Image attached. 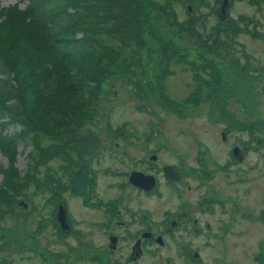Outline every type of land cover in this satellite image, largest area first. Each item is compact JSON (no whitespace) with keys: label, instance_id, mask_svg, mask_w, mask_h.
I'll return each mask as SVG.
<instances>
[{"label":"rangeland","instance_id":"obj_1","mask_svg":"<svg viewBox=\"0 0 264 264\" xmlns=\"http://www.w3.org/2000/svg\"><path fill=\"white\" fill-rule=\"evenodd\" d=\"M152 1L166 4L164 0ZM228 1L226 19L221 20L216 0L175 3L171 5V14L153 13L152 4L140 0V6L146 10L140 9L139 12L144 19L147 14L144 35L147 46L135 57L133 71L122 61L116 62L114 70L118 74L103 81L99 91L100 110L93 119L98 121V126L94 127L98 142L86 147V160L91 162L90 166L99 176L98 181L100 179L99 194L90 199V204L89 200L77 197L70 187L59 186L60 178L67 177V174L70 177L80 168L74 169L73 173L71 168L67 171L60 168L63 163L54 156V147L49 146V152L39 151L37 146L26 148L19 145L16 168L27 171L28 177L23 187L13 190L18 196L17 202L12 203L14 206L8 213L0 215V264H62V254H77L78 248L71 240L73 236H64L71 237L66 247L51 246L47 239H54V234L57 235L53 222L57 205L64 200L72 214L74 227L83 228L85 234L92 230L93 236L88 238L91 246L101 247L113 232H120L124 237L126 231L131 236L137 235L148 227L146 221L161 225L166 216L164 210H174L181 202L190 203L193 193L190 195L186 185L185 199L181 201L163 185L160 187L162 194L159 191L151 195L152 198L139 196L137 189L128 184L131 172L145 170L163 180V173L155 172H160L164 166L176 165L190 184L186 169L194 164V160L206 159L208 154L217 160H226L235 139L240 146L249 136L242 134L245 131H236L231 137L228 135L226 141L229 144H225L222 136L227 128H259L258 136L263 146L258 154L250 153L251 148L248 161L242 166L252 170L251 179L246 177L250 181L248 187L261 196L260 192L264 191V0ZM16 3L21 8L27 5L26 0H0L3 8ZM198 19L203 21L200 26ZM218 20L222 23L237 21L240 32L226 40L214 54H209L194 41L190 27H198L206 34L218 25ZM170 45L178 48L177 54L182 58L167 66L162 61L163 49ZM132 52L131 48L130 54ZM202 67L211 69H200ZM212 69H215L217 83L209 87L205 79H210ZM161 82L164 84L162 97ZM20 129L8 126L5 133L11 137ZM235 150L240 151L238 147ZM158 151L161 152L157 154L159 162H150ZM9 166L8 157L0 151V191L4 185L3 170ZM227 173L234 176L237 172L233 169ZM235 188L231 187V190H240V187ZM99 196L105 201L118 203L116 207L124 214L120 222H126L127 227L122 226L113 232L109 230V233L96 230L102 217V208L95 203ZM160 196L165 199L160 200ZM144 211L147 217L145 223H141ZM115 221L119 220L116 218ZM70 246L76 247L77 252ZM132 246L133 243L120 245L118 254H127ZM160 248L159 245L144 248L146 264L152 262L147 257L154 261L152 254L163 255L176 264L183 263L178 254L181 248H177L174 240L168 239ZM242 252L239 248L230 254L235 257ZM50 254L52 257L47 258ZM76 259L68 264H90L76 263Z\"/></svg>","mask_w":264,"mask_h":264},{"label":"trees","instance_id":"obj_2","mask_svg":"<svg viewBox=\"0 0 264 264\" xmlns=\"http://www.w3.org/2000/svg\"><path fill=\"white\" fill-rule=\"evenodd\" d=\"M147 1L152 4L153 13L167 14L171 5L186 0H164L165 5ZM221 1L216 0L217 10ZM26 2L25 8L19 3L8 8L0 6V151L10 162L9 168L3 170L0 215L14 206L18 196L13 190L27 182L28 172L16 168L19 145L37 146L39 151L54 147V156L63 163L60 168H71L72 173L88 162L86 147L98 142V132L94 130L98 121L93 119L99 109L103 81L118 74L114 70L116 62L122 61L133 71L135 57L147 46V14L145 19L140 14V9L146 10L140 6V0ZM199 19L198 26L203 22ZM190 32L202 49L214 54L240 29L237 21L218 20V25L206 34L193 26ZM163 51L164 65L182 58L174 45ZM214 70L210 79H205L209 87L217 83ZM160 86L162 97L164 84L161 82ZM8 126L21 129L7 137ZM72 176L60 178L59 186L70 187ZM58 231L60 237L66 236ZM58 235L47 238L51 246L64 244L62 239L57 240Z\"/></svg>","mask_w":264,"mask_h":264},{"label":"flooded vegetation","instance_id":"obj_3","mask_svg":"<svg viewBox=\"0 0 264 264\" xmlns=\"http://www.w3.org/2000/svg\"><path fill=\"white\" fill-rule=\"evenodd\" d=\"M234 128L235 130L227 128L224 131L222 137L225 144H229L226 141L228 135L231 137V134L236 131H245L242 134L249 135L247 139H242L245 142L239 146V144L235 143L236 139L234 138L235 141L229 149V158L226 160H217L212 158L211 154H208L206 159L197 158L194 160V164H190V168L186 169L188 174H190V184L187 183L186 177L182 171L177 169L176 165H167L160 172H155L163 173L165 180H162L157 174H150L145 170L138 171L145 175L153 176L155 179V186L150 191L134 186L139 196L143 195L152 198L151 195L158 194L159 191L162 194L160 187L163 185L170 188L181 201L185 199L186 185L190 195L193 193L190 196V203L188 201L181 202L174 210H164L166 216L161 225H157V223L149 224L145 220L147 212L144 211L140 222L145 223L146 221L148 227L144 228L142 232L131 236L130 232L126 231V237L120 232H113L122 229L120 228L122 226H126V222H120V218L124 217V214L116 207L117 202L105 201L99 196L95 203H98L99 208H102V217L101 221H98L96 230L99 233H109V230H111L113 233L109 234L108 242L101 244V247L91 246L88 244V241H90L88 238L93 236L92 230L85 234V232L83 233V228L79 230L74 227L71 220L72 214L66 202L69 213L68 218L72 225L71 231L65 233L54 222L53 225L60 230V233L62 232L66 236H73V239L59 236L58 239H62L60 242H64V244L62 243L63 245L58 246L66 247L69 238L74 242L73 245L78 248V253L62 254L64 256L61 257V261H64L62 264H68L75 258H77L76 263L146 264L144 261V248L148 245H159L160 249H162L167 244L168 239L174 240L177 248H181L178 254L183 263L177 264H264V191L260 192L261 196L258 197L256 192H253L248 187L250 183L248 178L251 179L252 170L250 171L242 166L248 161L249 150L252 148L250 153L254 151V154H258L259 148L261 149L263 143L260 144L262 139L258 136L259 128L257 126H252L249 129L245 127ZM236 147L240 149L239 152H236ZM160 153L158 151L153 154L149 161L159 162L157 154L159 155ZM257 162L258 160L253 165L255 166ZM85 164H88L90 169L87 193L84 196L77 194L76 196L81 199H87L90 203V199L99 194L98 182L100 179L98 181L99 176L96 175L95 170L90 166L91 162H86L81 166ZM170 166L179 175L178 181L172 182L166 177L165 168ZM233 169L237 172L236 175H229L227 172ZM130 175L128 184L131 185ZM235 186L240 187L239 192L231 190V187L236 189ZM250 193L252 194L251 197ZM162 199L164 200L165 198L161 197L160 200ZM112 211L116 213L115 216ZM116 218L119 221L116 222ZM145 226L147 225L145 224ZM153 228H156V231H153ZM58 230L57 232H59ZM148 234L150 235L149 237H147ZM144 235L147 236L144 237ZM127 243H133L132 250H129L127 254H118L120 245ZM76 247H74L75 253L77 252ZM239 248H242V254H237V256L233 257L230 253H234ZM49 256L47 258L52 257L51 254ZM152 256L154 261L150 257L146 258L152 261L151 264H176L173 260L167 259L163 255L152 254Z\"/></svg>","mask_w":264,"mask_h":264},{"label":"water","instance_id":"obj_4","mask_svg":"<svg viewBox=\"0 0 264 264\" xmlns=\"http://www.w3.org/2000/svg\"><path fill=\"white\" fill-rule=\"evenodd\" d=\"M228 7H229V1L224 0L221 6L220 12H219V16L221 17V20L226 19ZM165 175L172 182L178 181L180 178L179 175L174 171L173 167L171 166L165 168ZM89 176H90L89 165L85 164L81 169H79L74 174L72 178V183H71V190L80 196H84L87 193V187L89 184ZM130 183L137 188H140V189L142 188V189H145L146 191H150L155 186V179L153 176H150V175L148 176L141 172H133L130 175ZM55 225L62 232L69 233L71 231V226H70V223L67 217V207H66L65 202L63 201H61L57 206ZM146 236L147 235H144V237ZM149 236L150 235L148 234L147 237Z\"/></svg>","mask_w":264,"mask_h":264},{"label":"bare ground","instance_id":"obj_5","mask_svg":"<svg viewBox=\"0 0 264 264\" xmlns=\"http://www.w3.org/2000/svg\"><path fill=\"white\" fill-rule=\"evenodd\" d=\"M220 11V10H219Z\"/></svg>","mask_w":264,"mask_h":264}]
</instances>
